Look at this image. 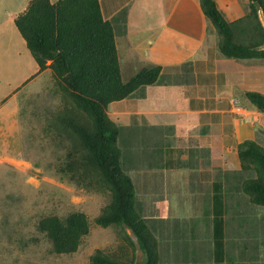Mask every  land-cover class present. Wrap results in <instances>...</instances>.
Here are the masks:
<instances>
[{"label": "crops", "instance_id": "obj_1", "mask_svg": "<svg viewBox=\"0 0 264 264\" xmlns=\"http://www.w3.org/2000/svg\"><path fill=\"white\" fill-rule=\"evenodd\" d=\"M31 1L6 0L9 9L5 10L4 22L12 23L15 33L19 32L15 20ZM215 1L230 23L245 18L249 12L244 0ZM99 4L103 19L110 21L114 29L123 81L128 82L144 68L161 67V76L155 84L141 87L130 97L106 108V114L120 129L118 144L125 173L133 182L142 216L160 248L168 241L163 234L172 235L174 246L186 238H182L185 233L179 228L185 221L179 219L174 224L160 225L167 217L160 214L155 218L150 214L160 211L167 202L165 198L176 190L181 197L188 194L199 197L200 202L193 207L196 210L190 207L185 211L193 217L210 199L213 224L209 233L211 238L214 235V243L218 237L226 247L237 235L239 253L253 250L258 241L253 228L259 220L253 219L249 196V204L238 201L234 205L236 229L229 235L224 231L222 211L226 212L224 206L235 194V188L244 182L239 145L254 141L264 147V113L245 97L248 92L264 95V59L225 58L219 49L221 37L205 17L199 0H99ZM125 10L127 13L123 14ZM121 13L123 16H119ZM34 65L35 71L39 70L37 62ZM40 73L55 77L50 68ZM187 142L195 148L193 155L188 152ZM138 164L145 172L135 182L130 169L134 170L133 165ZM157 165L159 172L153 173ZM183 202L186 201L181 200V206ZM145 206H150L147 213L151 218L146 216ZM194 237L184 242L191 243ZM166 249L170 251L171 247L167 245ZM217 251L214 261L223 257L225 262L226 253ZM177 252L188 259L195 256L189 254L187 246L182 247L181 253Z\"/></svg>", "mask_w": 264, "mask_h": 264}, {"label": "rangeland", "instance_id": "obj_2", "mask_svg": "<svg viewBox=\"0 0 264 264\" xmlns=\"http://www.w3.org/2000/svg\"><path fill=\"white\" fill-rule=\"evenodd\" d=\"M1 1L0 264H91L90 257L97 250L127 264H143L145 257L131 231H124L118 226L103 228L95 223V219L110 203L107 190L96 183L93 187H88L84 185L85 181L70 177L65 165L73 140L63 130L60 118L66 109L73 107V101L58 81L53 79L55 77L49 73L39 74L40 69L35 71L36 62L27 49L24 38L18 31L15 33L12 23L4 22L9 4L6 0ZM244 1L245 6L250 4V0ZM125 13L127 10L123 12ZM260 19L263 24L264 16L261 11ZM187 144L188 152L193 155L195 148L191 147L194 146L191 142ZM197 166H200L199 161ZM133 168L130 171L137 182L138 176L141 177L145 169L141 164L133 165ZM157 168L158 165L152 170L153 173L159 172ZM244 172V178L256 176L253 168ZM242 181L243 178L240 179ZM231 190L233 189L229 191ZM234 193L224 206L226 212L222 211L226 235L236 229L233 218L237 212L234 205L238 201L242 205L249 204L241 185L235 188ZM165 199V208L161 207L160 211L150 214L155 218L160 214L167 217L160 225L174 224L179 219L185 221L179 224V228L185 233L182 238H186L183 240L195 237L191 243L177 238L181 241L175 243L178 247L176 249L171 242L174 240L172 235L163 234L166 236L164 239L170 242H164L160 248L158 264H183L186 261L183 259H187L185 264H214V246L218 237L214 243V235L211 238L209 233L210 225L213 224L210 199L204 204L203 210L195 212L196 217L185 211L198 205L200 199L197 195L181 197L178 191L173 190ZM183 199L186 202L181 206L180 201ZM249 207L255 222L256 217L259 220L256 228H253L258 235L256 246L246 254H241L238 247L240 242L237 240L233 243L230 240L226 244L230 253L224 264H264V206L251 203ZM148 209L150 210V206L144 207L146 216L151 218L147 213ZM217 210L218 208L216 212ZM72 212L86 214L90 233L83 238L76 253L57 255L51 251V244L46 237L38 231V221L45 216L65 217ZM215 224L219 226L218 221ZM190 228L193 230L190 231ZM209 241L210 244H205ZM167 245L171 247L170 251L166 249ZM209 245L213 246L212 252ZM183 246L188 247L189 254L195 255L194 259L178 254L177 251L181 253Z\"/></svg>", "mask_w": 264, "mask_h": 264}, {"label": "trees", "instance_id": "obj_3", "mask_svg": "<svg viewBox=\"0 0 264 264\" xmlns=\"http://www.w3.org/2000/svg\"><path fill=\"white\" fill-rule=\"evenodd\" d=\"M199 2L221 37L219 49L225 58L264 59V26L260 19V11L264 16V0H250L245 18L233 23L228 22L215 0ZM15 25L40 71L50 68L73 101V107L60 118L63 130L73 140L65 167L72 179L85 181L88 187L96 183L110 195V203L95 223L131 231L145 257L143 264H158L160 243L142 216L133 182L121 162L120 129L108 117L106 108L141 87L155 84L161 67L144 68L128 82L123 81L114 29L110 21L103 19L99 0H59L55 4L51 0H32ZM261 47L263 50H259ZM245 97L264 113L263 94L248 92ZM238 153L244 170L253 168L256 174L254 178H244L242 190L252 203L264 206V147L245 141L239 145ZM37 229L49 241L53 253L70 255L89 235L90 223L85 213L72 212L65 217H42ZM238 239L237 235L231 238L233 243ZM224 246L222 240L215 244L216 251L222 250L228 258L230 252ZM186 262L187 259L183 264ZM223 262L221 257L214 264ZM90 263L127 264L101 250L90 257Z\"/></svg>", "mask_w": 264, "mask_h": 264}, {"label": "water", "instance_id": "obj_4", "mask_svg": "<svg viewBox=\"0 0 264 264\" xmlns=\"http://www.w3.org/2000/svg\"><path fill=\"white\" fill-rule=\"evenodd\" d=\"M263 26H264V23H263Z\"/></svg>", "mask_w": 264, "mask_h": 264}]
</instances>
